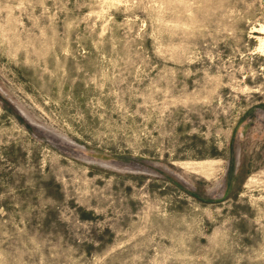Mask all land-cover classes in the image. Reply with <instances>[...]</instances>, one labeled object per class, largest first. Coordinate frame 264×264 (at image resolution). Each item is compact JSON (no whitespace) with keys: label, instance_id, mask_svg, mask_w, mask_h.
<instances>
[{"label":"rangeland","instance_id":"374dc122","mask_svg":"<svg viewBox=\"0 0 264 264\" xmlns=\"http://www.w3.org/2000/svg\"><path fill=\"white\" fill-rule=\"evenodd\" d=\"M259 24L264 0H0V264H264Z\"/></svg>","mask_w":264,"mask_h":264},{"label":"bare ground","instance_id":"6f19581e","mask_svg":"<svg viewBox=\"0 0 264 264\" xmlns=\"http://www.w3.org/2000/svg\"><path fill=\"white\" fill-rule=\"evenodd\" d=\"M254 32H259L262 36H257L258 47L257 50L264 54V24H259L257 27L254 28Z\"/></svg>","mask_w":264,"mask_h":264}]
</instances>
